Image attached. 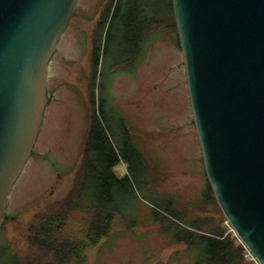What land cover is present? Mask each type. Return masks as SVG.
<instances>
[{"label":"rangeland","instance_id":"obj_1","mask_svg":"<svg viewBox=\"0 0 264 264\" xmlns=\"http://www.w3.org/2000/svg\"><path fill=\"white\" fill-rule=\"evenodd\" d=\"M132 1L156 14L163 26L146 35L136 54L124 55L112 25L114 9L126 0H77L58 39L48 63L39 132L0 223V239L21 253L27 250V222L69 189L96 114L118 156L113 171L127 179V191L114 192L124 223L115 222V232L103 244L88 248L82 264H193L194 253L172 242L152 210H164L171 200L199 205L207 191L182 53L170 28L172 3ZM96 41L98 63L93 61ZM203 206L191 213L218 216L214 204Z\"/></svg>","mask_w":264,"mask_h":264},{"label":"water","instance_id":"obj_2","mask_svg":"<svg viewBox=\"0 0 264 264\" xmlns=\"http://www.w3.org/2000/svg\"><path fill=\"white\" fill-rule=\"evenodd\" d=\"M205 172L264 264V0H171ZM77 0H0V223L37 138L47 70Z\"/></svg>","mask_w":264,"mask_h":264},{"label":"trees","instance_id":"obj_3","mask_svg":"<svg viewBox=\"0 0 264 264\" xmlns=\"http://www.w3.org/2000/svg\"><path fill=\"white\" fill-rule=\"evenodd\" d=\"M131 11L149 14L132 0H126L122 8L117 5L114 9L112 25L115 24L118 38L125 45L123 53L126 56L138 52L151 25L153 30L163 27L156 14L150 21L143 15L128 20L127 15ZM170 28L179 45L173 13L170 15ZM99 52L96 41L93 47L95 63L99 61ZM90 94L94 105L93 81ZM117 161L118 156L107 131L94 114L93 123L86 130L69 189L61 198L52 200L33 214L27 222L25 253L0 239V264H82L88 248L103 244L115 232V222L124 223L120 208L115 204L114 192L115 188L127 191V179L118 178L113 171ZM120 202L124 200L120 199ZM206 203L218 208V216L191 213V210L204 208ZM152 210L162 231L170 234L172 242L184 244L194 253L193 264H251L234 235L227 232L226 218L218 207L208 179L207 191L199 205L179 206L171 200L164 210Z\"/></svg>","mask_w":264,"mask_h":264},{"label":"built area","instance_id":"obj_4","mask_svg":"<svg viewBox=\"0 0 264 264\" xmlns=\"http://www.w3.org/2000/svg\"><path fill=\"white\" fill-rule=\"evenodd\" d=\"M226 218V217H225ZM224 224L227 228V232H231L238 243L242 246L244 251V257L251 263V264H261L257 256L253 253V251L246 245V243L239 237V235L236 233L232 225L230 224L229 220L226 218L224 220Z\"/></svg>","mask_w":264,"mask_h":264},{"label":"flooded vegetation","instance_id":"obj_5","mask_svg":"<svg viewBox=\"0 0 264 264\" xmlns=\"http://www.w3.org/2000/svg\"><path fill=\"white\" fill-rule=\"evenodd\" d=\"M132 11H133V10H132ZM132 11L129 12L128 15H127L128 20L131 19V18L134 17V16H135L136 18H138L137 16H142V15H143V16H146V19L150 21V20H151V17L153 16L152 13H149V14H146V13H140V14H138L137 11L134 12V13H133ZM143 16H142V17H143ZM148 18H149V19H148ZM144 23H145V22H144ZM151 31H153L152 25H151L150 28H149V32H151Z\"/></svg>","mask_w":264,"mask_h":264}]
</instances>
